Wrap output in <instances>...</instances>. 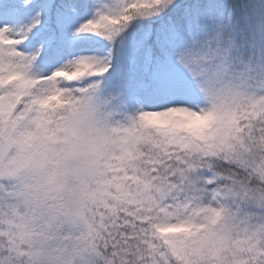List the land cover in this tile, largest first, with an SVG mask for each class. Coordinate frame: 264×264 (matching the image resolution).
Instances as JSON below:
<instances>
[{
    "label": "snow or ice",
    "instance_id": "1",
    "mask_svg": "<svg viewBox=\"0 0 264 264\" xmlns=\"http://www.w3.org/2000/svg\"><path fill=\"white\" fill-rule=\"evenodd\" d=\"M0 264H264V0H0Z\"/></svg>",
    "mask_w": 264,
    "mask_h": 264
}]
</instances>
